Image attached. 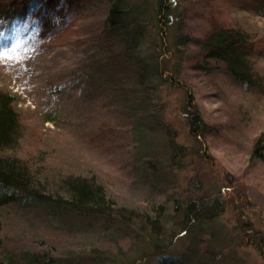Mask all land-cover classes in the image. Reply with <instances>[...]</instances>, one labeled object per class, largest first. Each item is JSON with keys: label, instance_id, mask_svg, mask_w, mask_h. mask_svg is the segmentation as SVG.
I'll return each mask as SVG.
<instances>
[{"label": "rangeland", "instance_id": "rangeland-1", "mask_svg": "<svg viewBox=\"0 0 264 264\" xmlns=\"http://www.w3.org/2000/svg\"><path fill=\"white\" fill-rule=\"evenodd\" d=\"M170 2L163 32L154 19L146 31L164 67L156 111L153 120L139 112L148 120L133 132L109 99L98 100L89 59L61 38L71 27L48 49H33L32 31L17 32L0 50V86L18 97L25 131L19 155L63 174L95 176L114 202L113 211L88 217L2 207L0 238L11 252L58 264H264V58L249 89L221 62L209 63L210 74L197 69L207 64L195 43L220 22L264 37V17L248 10L252 0ZM85 17L73 25L89 31L100 21ZM50 111L54 122L46 121ZM195 111L204 121L198 135L190 129ZM194 199L218 209L195 234L177 211ZM153 221L158 247L148 239Z\"/></svg>", "mask_w": 264, "mask_h": 264}, {"label": "trees", "instance_id": "trees-1", "mask_svg": "<svg viewBox=\"0 0 264 264\" xmlns=\"http://www.w3.org/2000/svg\"><path fill=\"white\" fill-rule=\"evenodd\" d=\"M252 2L248 10L264 17V0ZM170 5V0H156L154 4L149 0H0V50L12 44V37L17 32L25 35L32 31L38 40L32 48L43 46L48 49L71 27L70 32L61 38L72 42L89 59L86 74L95 77L98 100L102 97L109 99L106 102L118 108L125 127L129 126L133 132L148 120L144 115L138 116L139 112L145 111L151 118L156 111L155 85L160 80L164 81V67L159 55L151 53L147 46L146 31L154 19L160 34L163 32V24L172 20ZM212 9L207 10L211 18ZM83 15L100 21L89 31L73 25ZM198 40L195 43L201 49V60L207 65H198L197 69L210 74L209 63L221 62L237 84L249 89L257 85L258 61L264 58L263 36L258 38L241 27L220 22ZM17 104L18 97L0 86V209L18 203L50 214L60 215L70 211L84 217L113 211L114 202L97 177L63 174L59 169L44 168L37 156L31 155L26 159L19 155L25 131ZM55 120L54 112H48L46 121ZM203 126L199 112H192L191 131L198 135ZM261 147H258L257 153L262 150ZM189 202L180 204L182 207L177 211L182 212L180 219L187 232L195 234L206 229L207 219L216 217L218 209L215 205H204L198 199ZM150 226L155 228L154 233L149 235L150 243L161 246L162 240L154 235L158 232L157 225L153 221ZM258 246L264 247L263 239L260 238ZM0 264L58 262L31 251L11 252L0 238Z\"/></svg>", "mask_w": 264, "mask_h": 264}]
</instances>
